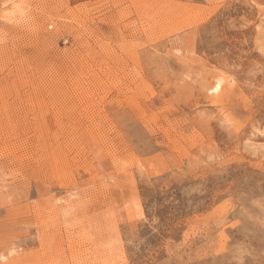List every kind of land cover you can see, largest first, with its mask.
<instances>
[{
  "label": "rangeland",
  "instance_id": "rangeland-1",
  "mask_svg": "<svg viewBox=\"0 0 264 264\" xmlns=\"http://www.w3.org/2000/svg\"><path fill=\"white\" fill-rule=\"evenodd\" d=\"M263 19L0 0V264H264Z\"/></svg>",
  "mask_w": 264,
  "mask_h": 264
},
{
  "label": "bare ground",
  "instance_id": "bare-ground-1",
  "mask_svg": "<svg viewBox=\"0 0 264 264\" xmlns=\"http://www.w3.org/2000/svg\"><path fill=\"white\" fill-rule=\"evenodd\" d=\"M264 20V19H263ZM263 24L260 25L261 27V33L264 34V22H262ZM259 27V28H260ZM258 31V28H257ZM260 33V32H258ZM74 207L71 204L65 205L61 210H60V216H62L63 218L67 217L69 214H71L73 212ZM59 214V211H58ZM109 245V244H108Z\"/></svg>",
  "mask_w": 264,
  "mask_h": 264
}]
</instances>
